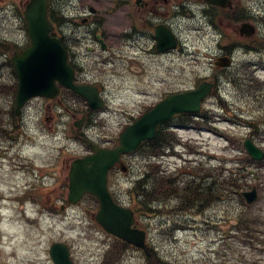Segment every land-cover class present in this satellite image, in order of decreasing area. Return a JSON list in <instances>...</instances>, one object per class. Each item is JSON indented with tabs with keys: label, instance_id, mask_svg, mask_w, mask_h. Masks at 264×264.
Returning a JSON list of instances; mask_svg holds the SVG:
<instances>
[{
	"label": "rangeland",
	"instance_id": "obj_1",
	"mask_svg": "<svg viewBox=\"0 0 264 264\" xmlns=\"http://www.w3.org/2000/svg\"><path fill=\"white\" fill-rule=\"evenodd\" d=\"M24 1L0 0L2 41H17L19 45L29 42L21 18ZM234 1L243 7L242 12L249 11L247 7L251 6L250 20L257 28L253 36L241 39L233 30L237 21L228 14L221 22L216 18L222 28L218 32L199 13L191 20L181 18L178 32L182 49L160 56L149 53L151 42L142 41L144 51L136 52L135 61L143 69L140 74L132 73L124 59L127 51L135 52V47L119 44L117 39L111 53L101 50L93 41L76 48L84 71L81 78L96 82L107 101L105 111L95 113L85 129L97 142H114L129 114L136 116L169 92L192 88L207 77L219 82L217 94L202 104V113L219 128L218 133L207 132L206 128L199 130L194 123L187 129H175L171 137L180 140L174 146L179 153L167 157L168 163L163 165L172 170L176 164V173L185 171L189 165L187 169L198 178L202 177V171L212 172L218 179L227 175L235 186L229 187L231 191L202 214H188L185 219L184 213L179 214L183 220L173 222L171 232L164 229L171 223L164 224L165 215L146 217L147 220L140 217L139 224L147 227L149 243L155 245L163 264H264V160L247 159L243 147V139L251 138L264 152V47L260 45L264 44V0ZM79 12L77 6L72 13ZM238 41L240 47L232 45ZM218 43L225 44L227 49ZM12 53L9 50L0 55V198L13 192L20 194H13L11 203L0 199V264H51L48 247L54 240H64L70 245L76 264H96L107 242L90 216L95 211L94 201L85 197L81 204L65 208V213L58 212L59 206L53 212L48 207L55 199L57 205L63 202L68 205L64 161L85 150L82 141H74L69 135V113L74 111L66 112L59 108L61 104L37 97L27 101L21 115H12L9 86L15 75L6 64ZM217 55L230 56L232 65L222 70L216 68L212 59ZM80 104L82 101L77 105ZM182 152L190 163L182 165V159L178 158ZM124 160L130 172H114L112 177L117 175L111 179V185L121 202L128 205L126 189L150 158L138 152L125 156ZM242 163L245 168L240 167ZM182 178L180 175L177 179ZM172 184L176 196L187 186L185 180ZM252 185L257 186L259 196L249 206L240 191L249 190ZM244 219L248 224L251 221L254 228L246 236L240 232ZM258 222L261 224L255 225ZM177 226L186 229L175 231ZM120 264H146V259L136 253Z\"/></svg>",
	"mask_w": 264,
	"mask_h": 264
},
{
	"label": "water",
	"instance_id": "obj_2",
	"mask_svg": "<svg viewBox=\"0 0 264 264\" xmlns=\"http://www.w3.org/2000/svg\"><path fill=\"white\" fill-rule=\"evenodd\" d=\"M206 1L221 6L230 4V0ZM24 16L27 20V31L31 43L21 54L12 56L18 79L15 113L18 114L23 104L32 96L54 97L57 91L55 80L85 96L91 107H99L101 101L97 97L95 88L72 84V69L66 64L65 52L58 39L49 36L52 25L47 19V0H28ZM238 29L239 34L245 36L255 32V26L247 22L242 23ZM157 38L159 45L164 43L162 32L157 34ZM229 63L228 57H222L216 61V64L221 66ZM212 86L211 83L202 82L193 90L167 96L123 130L118 146L112 149H100L93 146V154L75 160L69 173V200L76 201L86 192L94 194L100 201L96 219L103 228L128 242L143 246V233L130 228L133 222L131 210L116 205L111 199L107 190L108 168L119 161L121 153L135 150L142 140L154 137L155 128L159 123L176 113L198 111L201 99ZM244 145L253 158H263L262 150L250 139H245ZM241 194L247 204H252L258 197L254 185L250 190L242 191ZM50 254L55 264H72L64 244H52Z\"/></svg>",
	"mask_w": 264,
	"mask_h": 264
},
{
	"label": "flooded vegetation",
	"instance_id": "obj_3",
	"mask_svg": "<svg viewBox=\"0 0 264 264\" xmlns=\"http://www.w3.org/2000/svg\"><path fill=\"white\" fill-rule=\"evenodd\" d=\"M77 1L80 12L76 18H78L79 21L74 18L75 14L70 16L64 12L59 20L60 27H62L60 38L63 45L70 49L77 41L86 39L87 41L95 42L98 46L103 42L109 50L110 48L112 49L114 40L117 39L119 44L123 42L128 46L135 47V52L131 53V58L133 57L132 60L138 58L136 52L143 50L142 41L144 40L152 43V49L149 53H157L160 56H166L172 52H176L182 45L178 32V22L181 18L186 19L185 16L188 15L190 17L193 12L200 10L204 14V18L209 20V17L211 16L212 23H214L216 18L221 22L224 19L222 10L225 11L222 7L208 4L204 2V0ZM54 2H58L66 7L67 4H72L74 0H54ZM238 4V2L232 0V6L230 8L236 11ZM66 10L69 11V9ZM217 11L220 13L218 16L215 15ZM157 29L161 30L165 35L166 42L163 43L164 46L171 43L169 38L174 41L175 46L159 51L156 44ZM80 30L82 33H79ZM67 35H73L75 36V39L71 36L68 37ZM222 48L225 50V47ZM124 56H127V54ZM204 80L215 82L216 78L207 77ZM210 94H214V92H211ZM56 101L60 102L59 99ZM90 113L91 111L85 108V110L82 111V119L84 120L80 122L79 126L75 128H72L71 125L69 126V131L72 134L73 139L78 141L82 140L86 143L87 139L83 137L81 133L86 123V119L88 118L87 116ZM71 115L74 117L76 114L73 112ZM167 125L168 123L165 124L163 128ZM87 146L89 147V145ZM88 153L89 149L88 151H85L84 154L78 156L81 157ZM75 157L77 156H74L73 158ZM72 160L64 161L63 168L65 172L69 171ZM61 174L64 175L63 172H61ZM158 178H160V175ZM140 252L144 255H149L146 248L140 250ZM131 255H133V253L128 257Z\"/></svg>",
	"mask_w": 264,
	"mask_h": 264
},
{
	"label": "trees",
	"instance_id": "obj_4",
	"mask_svg": "<svg viewBox=\"0 0 264 264\" xmlns=\"http://www.w3.org/2000/svg\"><path fill=\"white\" fill-rule=\"evenodd\" d=\"M242 17H245V15H244V13H242L241 14V17H240V19L242 18ZM264 37V36H263ZM262 39V38H261ZM261 46H263L264 47V44L262 43V44H260ZM4 48V49H7L8 48V45H6L5 43H3V42H1L0 43V48ZM8 64H9V66H11V61L10 60H8V62H7ZM9 88H10V93H11V95L13 96L14 95V93H15V89H16V84H15V82H13V83H11V85L9 86ZM160 138H161V136L160 135H158V136H156L155 138H153L152 140H150V141H147V142H145L142 146H141V148L140 149H146L145 151H149V150H151L150 151V153L151 154H154L155 153V148L156 147H158V144H159V140H160ZM154 148V149H153ZM247 159H250V160H253L249 155H247V154H245L244 155ZM257 162V161H256ZM240 167L241 168H245L246 167V164H244V163H242V165H240ZM243 170V169H242ZM211 176V179H213V180H211V181H209L210 182V184H209V186H208V188H209V194H210V198H212V195L213 194H216L217 193V195L218 196H221V194L222 195H226L227 193H229L230 191H231V189L229 188V187H233V186H235V184H234V182H232V179H230V177H227V175H225L224 177H223V179H218V178H215V177H213L212 175H210ZM144 181V179H140L137 183L140 185V183H142ZM145 181H147V182H150L151 184H152V186L154 187L155 186V181H154V179L152 178L151 180L149 179V173L147 172L146 173V180ZM149 184V183H148ZM217 184V186H216V188H215V185ZM146 196L147 195H145V198L144 199H140V201L143 203V204H145V205H149V202L151 201V199L150 198H153V196L151 195V196H147L148 198H147V201H149V202H146ZM143 198V197H142ZM259 218V217H258ZM242 223H243V226H244V229H242V230H240L241 232H242V234L243 235H245L246 236V234L247 235H249L250 233H252L253 232V230H254V228H253V226H252V224H251V221H250V224H248V222H247V220L246 219H244L243 221H242ZM261 223L260 222H258V223H256L255 225H260ZM262 244V243H261Z\"/></svg>",
	"mask_w": 264,
	"mask_h": 264
}]
</instances>
